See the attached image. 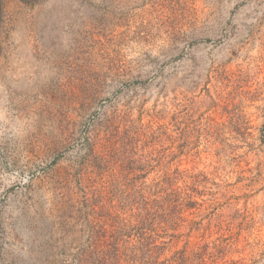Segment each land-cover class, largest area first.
<instances>
[{
	"label": "rangeland",
	"instance_id": "374dc122",
	"mask_svg": "<svg viewBox=\"0 0 264 264\" xmlns=\"http://www.w3.org/2000/svg\"><path fill=\"white\" fill-rule=\"evenodd\" d=\"M165 178L202 206L157 264H264V0H0V264H77L86 199L129 225Z\"/></svg>",
	"mask_w": 264,
	"mask_h": 264
},
{
	"label": "trees",
	"instance_id": "16d2710c",
	"mask_svg": "<svg viewBox=\"0 0 264 264\" xmlns=\"http://www.w3.org/2000/svg\"><path fill=\"white\" fill-rule=\"evenodd\" d=\"M156 183L154 193L143 196L141 212L137 215L138 221L128 225L119 214L113 215L111 204L104 201L103 191H100L101 200L90 203L84 201L87 218L94 219L91 224V235L87 248L79 251L77 264H157L154 254L162 247L157 245L161 239H175L179 227L181 205L188 209H197L202 205L193 201L189 193L181 192L174 187L171 179ZM194 191V189H193ZM183 195L185 203L181 202ZM201 222L191 223L190 229H200ZM173 232V233H171ZM167 245V242L164 241ZM163 243V244H164ZM187 253H176L168 264H188ZM162 264H167L162 263Z\"/></svg>",
	"mask_w": 264,
	"mask_h": 264
}]
</instances>
